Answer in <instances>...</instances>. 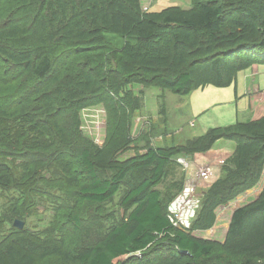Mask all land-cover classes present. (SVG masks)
<instances>
[{"label":"trees","instance_id":"16d2710c","mask_svg":"<svg viewBox=\"0 0 264 264\" xmlns=\"http://www.w3.org/2000/svg\"><path fill=\"white\" fill-rule=\"evenodd\" d=\"M190 1L188 8L150 11L142 0H0V190L17 194L16 204L0 212V227L24 216L20 209H28L44 178L31 162L48 160L54 166L49 188L69 192L78 203L98 207L121 195L116 205L123 215L113 216L73 260L63 254L69 263L196 264L219 248L240 264H264V187L232 211L223 242L194 233L211 228L218 206L261 177L264 110L249 121L211 128L177 150L140 146L119 158L133 142L132 117L141 106L132 85L180 95L226 87L252 57L264 58V0ZM94 104L107 105L110 113L101 145L77 128L80 109ZM64 115L76 123L69 131L60 122ZM221 138L235 141L228 171L206 191L191 230L175 227L167 213L170 199L159 186L177 154L206 153ZM18 159L28 185L12 173ZM66 218L80 228L77 210ZM18 234L1 241L0 264H33L36 256L59 253L45 231ZM162 238L171 242L161 246L164 255L156 245Z\"/></svg>","mask_w":264,"mask_h":264},{"label":"rangeland","instance_id":"374dc122","mask_svg":"<svg viewBox=\"0 0 264 264\" xmlns=\"http://www.w3.org/2000/svg\"><path fill=\"white\" fill-rule=\"evenodd\" d=\"M223 1L230 4L233 2V0ZM187 4L191 5V1L146 0L142 8L147 9L150 5V11H157L171 5L184 7ZM107 35L114 34L107 33ZM112 40L116 46L120 44L118 39ZM240 60L242 59H237L236 62H242ZM250 60L253 64L238 70L236 80L226 87L206 85L193 88L188 94L180 95L168 89L132 85V90L140 96L141 106L132 117L131 138L133 142L127 151L119 155V158H127L145 146L161 145L177 150L189 139L202 135L211 128L229 126L237 120L249 121L255 112H262L264 110V58L254 59L252 57ZM77 116L78 131L96 144H103L107 134V125H109L108 106L90 105L80 109ZM60 122L64 123L65 131L76 126L69 115H64ZM234 149L235 141L221 138L206 153L185 155L188 157L181 153L176 155V163L172 167V172L159 186L164 191L165 199H170L167 213L175 227L188 230L191 228L192 222L201 209L206 191L219 178H223L228 171V158ZM17 163L18 165H15L17 167H12V173H15L17 178L23 176L26 184H30L27 172L19 174L23 171L22 160L18 159ZM31 163L33 166L30 168L37 175H44V178L37 181V196L29 202L28 209L25 206L20 209L25 212L20 218L24 221L23 227L18 230L11 224L1 226L0 243L3 239H12L19 235L18 233L35 234V232L45 231L55 238L59 253L44 257L36 256L33 264H75L69 263L63 254H67L68 258L73 260L75 251L89 246L97 234L107 230L113 216L123 215V209L116 205L121 195H116L113 203L102 204L98 207L92 203H78L69 192L64 193L49 188L48 184L54 183V172L52 171L54 166L51 162L39 160V162ZM180 183L182 188L176 192ZM56 184L58 183L54 185ZM263 187L264 171L251 188L240 191L234 198L218 206L215 210L216 222L211 228L194 231V233L202 238L223 242L232 211L254 200ZM68 189L71 188L68 187ZM16 196L13 190H0V212L16 204ZM74 210L79 212L81 225L78 229L66 218L67 213H73ZM48 242H52L50 238ZM170 243V240L162 238L157 241L156 245L161 248L162 245ZM159 254L164 255L163 248L159 250ZM136 256L139 255L136 254ZM240 262L241 258L232 259L224 250L216 248L212 256L202 258L196 264H240Z\"/></svg>","mask_w":264,"mask_h":264},{"label":"water","instance_id":"95a60500","mask_svg":"<svg viewBox=\"0 0 264 264\" xmlns=\"http://www.w3.org/2000/svg\"><path fill=\"white\" fill-rule=\"evenodd\" d=\"M13 225L19 229H21L24 225V221L16 218L14 221H13ZM180 253H183V254H187L188 252L185 251V250H182V251H179Z\"/></svg>","mask_w":264,"mask_h":264},{"label":"crops","instance_id":"0c3cea01","mask_svg":"<svg viewBox=\"0 0 264 264\" xmlns=\"http://www.w3.org/2000/svg\"><path fill=\"white\" fill-rule=\"evenodd\" d=\"M144 1H146V0H142V4L144 3ZM188 2V1H187ZM189 4V3H188ZM186 5V6H184L183 8H188V7H190V5ZM147 7V6H146ZM149 7H150V5L147 7V9H149ZM237 121H240V120H237Z\"/></svg>","mask_w":264,"mask_h":264},{"label":"built area","instance_id":"2783aa9c","mask_svg":"<svg viewBox=\"0 0 264 264\" xmlns=\"http://www.w3.org/2000/svg\"><path fill=\"white\" fill-rule=\"evenodd\" d=\"M183 160H184V159H183ZM183 160H182V161H183Z\"/></svg>","mask_w":264,"mask_h":264}]
</instances>
